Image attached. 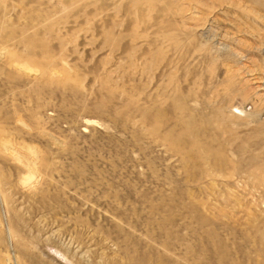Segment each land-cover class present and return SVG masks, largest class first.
I'll use <instances>...</instances> for the list:
<instances>
[{
	"label": "rangeland",
	"instance_id": "1",
	"mask_svg": "<svg viewBox=\"0 0 264 264\" xmlns=\"http://www.w3.org/2000/svg\"><path fill=\"white\" fill-rule=\"evenodd\" d=\"M0 264H264V0H0Z\"/></svg>",
	"mask_w": 264,
	"mask_h": 264
}]
</instances>
